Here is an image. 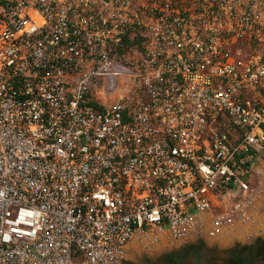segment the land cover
<instances>
[{
	"label": "built area",
	"instance_id": "built-area-1",
	"mask_svg": "<svg viewBox=\"0 0 264 264\" xmlns=\"http://www.w3.org/2000/svg\"><path fill=\"white\" fill-rule=\"evenodd\" d=\"M263 154L264 0H0V264L233 225Z\"/></svg>",
	"mask_w": 264,
	"mask_h": 264
},
{
	"label": "rangeland",
	"instance_id": "rangeland-1",
	"mask_svg": "<svg viewBox=\"0 0 264 264\" xmlns=\"http://www.w3.org/2000/svg\"><path fill=\"white\" fill-rule=\"evenodd\" d=\"M123 92V89L121 87H118L117 91L115 92V95L117 97L121 96ZM264 162V154L263 156L259 159L257 166L261 165ZM261 181V187H262V178L261 180H257L254 182V184H259ZM260 185V184H259ZM263 195L262 197L260 196L259 200L254 201V210H255V215L253 214L249 215L248 213L242 217L245 219L243 221L242 225H245L242 228L241 226H238V228H235V230H231L230 232L223 233L220 232V234H216L214 230H199V231H194L193 233H190L189 235L181 238L180 241L185 240V239H201L203 241V244H199V252L198 255L195 256L194 258L187 259L182 257H177L173 262L169 263H159L158 258L159 256L166 251L167 247H171V243L175 241V238H169L167 239V243H162L157 246H144L142 248L141 252L135 255H131L130 252L127 253L126 258H125V263H135V264H185L184 261L188 260L186 264H195V262H198V264H213V261L210 259L217 253L221 252V255L223 253H226L228 249L226 248V245H228L229 242L235 241L237 244H247L246 239L251 236H262L264 235V191L261 192ZM228 203H224L226 206ZM208 214H204L203 218L206 219V216ZM254 218H253V217ZM214 231L215 233L212 235L210 232ZM225 235V236H224ZM227 238V239H226ZM226 239V240H225ZM123 262H120V264H125ZM247 264H264L259 260H253L250 263Z\"/></svg>",
	"mask_w": 264,
	"mask_h": 264
},
{
	"label": "flooded vegetation",
	"instance_id": "flooded-vegetation-1",
	"mask_svg": "<svg viewBox=\"0 0 264 264\" xmlns=\"http://www.w3.org/2000/svg\"><path fill=\"white\" fill-rule=\"evenodd\" d=\"M183 239V238H182ZM261 241H264V235L262 236H251L246 239L247 244L241 245L237 244L235 241L229 242L228 245H226V248L228 251L226 253H223L221 255L220 253L215 254L210 260L213 261V264H221L224 261L228 259H240L241 264H247L250 263L253 260H259L262 263H264V257L261 255H257L255 248L258 243ZM199 244H203V241L201 239H185L180 241V239L175 238V241L171 243V247H167L166 251L163 252L159 258V263H169L173 262L175 258L182 257L185 259H192L195 256L198 255L199 252ZM253 246V248H251ZM248 247L247 249H245ZM185 264L188 262V260L184 261ZM125 264H135V263H125ZM140 264V263H138ZM195 264H198V262H195Z\"/></svg>",
	"mask_w": 264,
	"mask_h": 264
},
{
	"label": "bare ground",
	"instance_id": "bare-ground-1",
	"mask_svg": "<svg viewBox=\"0 0 264 264\" xmlns=\"http://www.w3.org/2000/svg\"><path fill=\"white\" fill-rule=\"evenodd\" d=\"M257 170L259 172L260 177L262 178V192H263L264 191V162L261 165L257 166ZM262 195L263 194H261V191H260V193H258V195H256V197L253 199L250 207L248 209H246V211L244 212L242 217H244V215H246L247 213L249 215H251V214H253V216L255 215V210L253 208L254 207L253 206L254 201H256V200L260 201L259 198H260V196L262 197ZM203 215H201V217H200V219L203 221L201 228H203L204 230H208V231L214 230L216 232V234H220V232L228 234L227 232H230L232 229L235 230V228H238V226H241L243 224V221H245V219L240 218V219H237L233 225H226L225 224L222 226H217L215 221H214V219H215L214 217H212L211 215L208 214L206 216V219H204ZM244 226L245 225H242V228ZM202 230H201V232H202ZM168 237L170 238L169 233L165 230H160V229L152 230V231L148 232L147 234H145V233L140 234L130 242V244L128 245V252H130L131 255L138 254L141 252V250H142V248H144V246L147 247V246H152V245L153 246L160 245L162 243H165L167 241Z\"/></svg>",
	"mask_w": 264,
	"mask_h": 264
},
{
	"label": "trees",
	"instance_id": "trees-1",
	"mask_svg": "<svg viewBox=\"0 0 264 264\" xmlns=\"http://www.w3.org/2000/svg\"><path fill=\"white\" fill-rule=\"evenodd\" d=\"M247 248L248 247H246L245 249H247ZM251 248H253V246ZM255 248H257V250H256L257 255H261L264 257V241H261L260 243H258ZM221 264H241V260L231 258V259L224 261Z\"/></svg>",
	"mask_w": 264,
	"mask_h": 264
},
{
	"label": "water",
	"instance_id": "water-1",
	"mask_svg": "<svg viewBox=\"0 0 264 264\" xmlns=\"http://www.w3.org/2000/svg\"><path fill=\"white\" fill-rule=\"evenodd\" d=\"M254 236V235H253ZM126 260H123V263H125Z\"/></svg>",
	"mask_w": 264,
	"mask_h": 264
}]
</instances>
